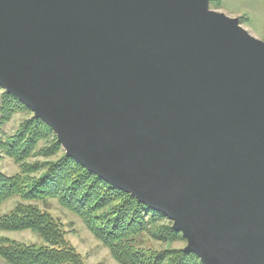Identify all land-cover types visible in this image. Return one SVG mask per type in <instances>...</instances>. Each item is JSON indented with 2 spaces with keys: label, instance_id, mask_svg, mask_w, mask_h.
I'll return each mask as SVG.
<instances>
[{
  "label": "water",
  "instance_id": "obj_1",
  "mask_svg": "<svg viewBox=\"0 0 264 264\" xmlns=\"http://www.w3.org/2000/svg\"><path fill=\"white\" fill-rule=\"evenodd\" d=\"M0 87L202 264H264V41L209 0H0Z\"/></svg>",
  "mask_w": 264,
  "mask_h": 264
},
{
  "label": "trees",
  "instance_id": "obj_2",
  "mask_svg": "<svg viewBox=\"0 0 264 264\" xmlns=\"http://www.w3.org/2000/svg\"><path fill=\"white\" fill-rule=\"evenodd\" d=\"M0 90L1 122L31 112ZM1 156L11 158L18 170L7 174L0 168V208L12 197L19 200L0 215V231L31 230L44 241L37 245L0 236L6 263L84 264L60 222L37 204L55 199L82 220L118 264H202L198 255L183 250L186 240L167 217L67 156L52 129L33 113L13 133L0 134ZM179 242L185 245H175Z\"/></svg>",
  "mask_w": 264,
  "mask_h": 264
},
{
  "label": "rangeland",
  "instance_id": "obj_3",
  "mask_svg": "<svg viewBox=\"0 0 264 264\" xmlns=\"http://www.w3.org/2000/svg\"><path fill=\"white\" fill-rule=\"evenodd\" d=\"M210 1V8L231 17L244 18L245 21L242 25L247 31L255 38L264 41V0H213L212 3ZM31 113L29 111L17 112L4 123L0 121V134L13 133L20 122L29 117ZM0 168L7 174L18 170L13 160L6 156L0 157ZM18 200L19 197H12L5 201L0 208V215L12 210ZM37 204L48 210L60 222L63 231H65V239L81 255L84 264H118L109 250L86 228L82 220L63 208L57 200L47 199L44 202H37ZM0 236L26 243L44 244L43 239L31 230L0 231ZM155 245L159 246L157 243ZM175 245L183 246L185 243L179 242ZM0 264L8 263L0 257Z\"/></svg>",
  "mask_w": 264,
  "mask_h": 264
}]
</instances>
